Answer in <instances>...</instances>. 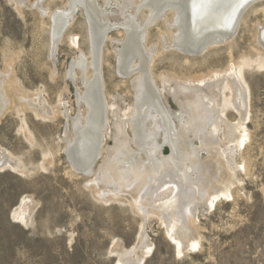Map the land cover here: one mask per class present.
<instances>
[{
	"label": "rangeland",
	"instance_id": "obj_1",
	"mask_svg": "<svg viewBox=\"0 0 264 264\" xmlns=\"http://www.w3.org/2000/svg\"><path fill=\"white\" fill-rule=\"evenodd\" d=\"M68 1L42 0L39 9L38 0H0V74L11 70L10 83H14L7 85L11 103L0 114V159H9L0 168V264H118L119 257L125 256L123 251L145 237L150 246L143 249L140 241L134 254L143 259L141 264H264V48L259 42L264 0L243 11L230 38L195 56H186L170 45L163 37L169 33L162 20L146 29L143 44L151 57L150 77L158 90L164 88L161 98L173 114L180 141L183 124L191 120L183 107L190 94L174 89V82L222 73L230 59L246 61L241 66L248 93L243 114L222 100V106L227 105L223 116L236 123L244 136L226 140L219 128L220 157L211 162V151L200 149V140L187 133L192 143L187 141L186 149L196 146L203 164L213 165L217 195L212 204L197 205L196 217L185 229L191 228L190 232L179 236L186 245L182 244V251L171 236L178 231L176 226L171 229L156 216L142 218L128 192L122 191L116 198L107 195L93 186L94 174L82 173L69 158L67 146L73 141L77 148L75 129L87 113L81 98L86 90L83 74L78 67L70 68L76 60L89 63L91 54L87 15L78 6L57 42L54 61L50 57L48 14L68 8ZM96 1L110 29L101 50L102 87L109 107L102 154L97 155L94 173L104 167L115 145V126L127 122L125 114L137 98L138 76L136 71L125 75L118 66L126 37L122 21L124 15L131 17L129 9L123 0ZM141 15L145 17L146 11ZM167 19H172L171 14ZM86 71L85 78L90 77L89 66ZM162 78L168 79L172 89ZM220 93L229 99L230 91L224 85ZM37 102L44 111L38 110ZM124 134L131 143L127 124ZM162 138L161 133L157 140L162 143ZM131 148L134 151L132 143ZM161 150L164 156L171 152L166 143ZM201 172L195 169L192 179ZM27 197L28 207L18 215L22 199ZM189 233H194L190 239L197 244H191ZM127 256L132 264V256Z\"/></svg>",
	"mask_w": 264,
	"mask_h": 264
},
{
	"label": "bare ground",
	"instance_id": "obj_2",
	"mask_svg": "<svg viewBox=\"0 0 264 264\" xmlns=\"http://www.w3.org/2000/svg\"><path fill=\"white\" fill-rule=\"evenodd\" d=\"M41 1L36 2L39 9L42 7ZM258 1L261 0H123L122 4L129 9L131 17L123 16L122 23L126 37L118 53V66L119 70L127 76L134 74V71L138 74L134 86L137 98L135 104L130 106L125 114L127 122H121L115 126V145L109 150V157L104 167L95 173L93 168L97 155L100 157L102 154L109 107L102 87L101 50L110 24L103 14L104 10L98 6L96 0H69L68 8L48 14L51 23L49 28L51 59L68 19L72 16V11L82 6L87 15L90 62L86 63L83 59L76 60L72 62L70 68L72 71L74 67H78L83 74L86 90L81 98L85 100L87 113L82 122L77 123L75 129L73 139L77 148L72 146L73 141L67 146L69 158L76 167L87 172L84 174H94L96 177L93 186L104 189L107 195L118 197L122 191L128 192L131 195L132 204L142 218L156 216L166 223L167 227L172 229L176 226L178 231L171 236H174L173 240L176 246H180V251L183 250L184 242L179 236L189 227L193 221L192 218L196 217L197 205L212 204V198L217 195L216 178L211 170L213 165L207 162L203 164V161L198 158L199 149L196 146L186 149L187 141L189 144L192 143L187 133H192L193 137L200 140V149H205L208 153L211 151V162L218 161L220 157V140L217 138L219 128L222 127L226 140L235 141L244 136L239 132L237 124L226 119L223 112L227 109V103L231 104L238 113L243 114L241 111L246 108L248 93L241 74V66L246 64V61L234 62L230 59L229 65L222 73L210 72L174 82V89L190 94L185 97L183 107L186 108L185 114L190 116L191 120L188 124H183L184 127L181 129L183 140L180 141L178 137L181 134H178V129L174 125L173 114L168 112L161 98L164 88L158 90L153 85L154 77L152 76L153 80L150 77L151 57L143 44L146 29L150 23L162 20L169 33L167 36L164 32L163 37H167L170 45L179 48L186 56H195L208 47L218 45L230 38L239 25L243 11L250 4ZM144 10L145 17L141 15ZM121 11L124 13L123 9ZM169 14L172 18L170 21L167 19ZM260 34L259 42L264 48L263 26L260 28ZM165 38L161 37L162 42ZM87 66L90 67L91 75L85 78L88 73ZM10 71L0 74V114L11 103L7 93V85L12 82L9 76L12 71ZM162 79L164 80L162 83L165 86L168 85L170 89L168 79ZM10 84L14 86V83ZM223 85L230 91L229 99L224 98V95L221 96L220 87ZM13 91L17 94L18 90L13 87ZM22 98L19 97L20 100ZM222 100L227 102L226 106H222ZM36 106L38 110L44 111L38 102ZM112 114L117 117V107L113 109ZM178 122L181 123L180 116ZM126 124L130 129L134 151L130 140L124 134ZM81 128L83 129L80 130ZM161 133L162 143L157 140ZM164 143L171 149L167 156L161 152ZM6 164H9V159L1 158L0 168ZM199 168L202 171L201 174L199 173L198 178L192 179L191 173ZM29 201L28 197L22 199L18 215H23ZM189 230L186 232H190ZM190 234L193 237L194 233H189L191 244H197L194 238L190 239ZM146 239L145 237L140 240L143 249L150 246ZM138 244L130 250H124L125 256L119 257L118 264H131L130 256L127 255L132 256V264H141L143 259L137 254L134 256ZM184 247L186 248L185 243Z\"/></svg>",
	"mask_w": 264,
	"mask_h": 264
},
{
	"label": "water",
	"instance_id": "obj_3",
	"mask_svg": "<svg viewBox=\"0 0 264 264\" xmlns=\"http://www.w3.org/2000/svg\"><path fill=\"white\" fill-rule=\"evenodd\" d=\"M66 158H67V160L70 162V164H71V161L69 160V158L67 157V155H66ZM72 165V164H71ZM74 167V166H73ZM75 168V167H74ZM79 171H81L82 173H87V172H85V171H82V170H79Z\"/></svg>",
	"mask_w": 264,
	"mask_h": 264
}]
</instances>
